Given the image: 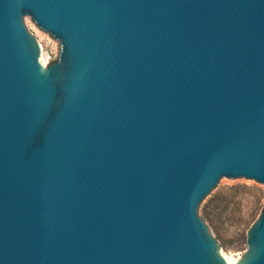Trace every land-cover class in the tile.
<instances>
[{"label":"water","instance_id":"95a60500","mask_svg":"<svg viewBox=\"0 0 264 264\" xmlns=\"http://www.w3.org/2000/svg\"><path fill=\"white\" fill-rule=\"evenodd\" d=\"M222 177L264 183V0H0V264H228Z\"/></svg>","mask_w":264,"mask_h":264},{"label":"rangeland","instance_id":"374dc122","mask_svg":"<svg viewBox=\"0 0 264 264\" xmlns=\"http://www.w3.org/2000/svg\"><path fill=\"white\" fill-rule=\"evenodd\" d=\"M24 22L39 40L47 63L60 54L58 39L40 28L30 15L24 16ZM263 207L264 183L245 177H222L200 203L199 213L217 240L221 254L241 257L248 249L249 228Z\"/></svg>","mask_w":264,"mask_h":264},{"label":"bare ground","instance_id":"6f19581e","mask_svg":"<svg viewBox=\"0 0 264 264\" xmlns=\"http://www.w3.org/2000/svg\"><path fill=\"white\" fill-rule=\"evenodd\" d=\"M45 51L44 50H42V46H41V61H42V63H43V65L44 66H46L47 65V57H45L46 55V53H44ZM239 258V256L237 257V256H235L234 254H232V255H226L225 254V259L227 260V263L228 264H236V262H237V259Z\"/></svg>","mask_w":264,"mask_h":264}]
</instances>
